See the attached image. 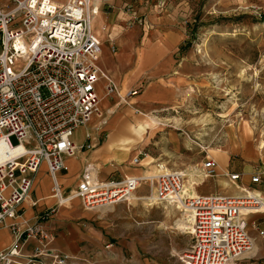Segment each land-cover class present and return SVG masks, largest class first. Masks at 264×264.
Instances as JSON below:
<instances>
[{"label":"built area","instance_id":"built-area-1","mask_svg":"<svg viewBox=\"0 0 264 264\" xmlns=\"http://www.w3.org/2000/svg\"><path fill=\"white\" fill-rule=\"evenodd\" d=\"M98 13L97 0L0 1V228L13 236L9 248L0 250V264H75V258L52 247L54 236L44 223L76 199L90 211L130 203L142 184L149 188L140 197L143 201L175 207L182 214L179 230L191 235V243L179 256L182 264H241L253 259L264 229L261 221L250 217H264V196L241 188L240 172L223 173L238 187L240 194L235 196L185 194L187 172L163 165L156 176L103 181L97 167L88 163L75 187L66 191L59 182L57 174L67 170L65 157L86 148L76 145L75 131L94 117L100 119L98 129L108 122L99 108V79H106L107 94L117 91L99 64L102 43L93 30ZM139 92L128 91L126 99ZM12 137L17 143L11 142ZM132 162L140 164L139 156ZM43 163L53 180L55 204L40 212L34 224L17 221L24 213L23 203L38 204L32 188ZM218 169L219 163L207 156L198 178L202 182L214 178ZM262 182L261 172L251 177L252 184ZM250 227L257 236L251 235ZM30 239L38 245L26 253Z\"/></svg>","mask_w":264,"mask_h":264},{"label":"crops","instance_id":"crops-1","mask_svg":"<svg viewBox=\"0 0 264 264\" xmlns=\"http://www.w3.org/2000/svg\"><path fill=\"white\" fill-rule=\"evenodd\" d=\"M97 2L99 13L94 17L93 30L102 43L99 64L117 88L113 94L116 95V100L104 102V87L107 84L104 77L99 79L97 91L101 100L102 115L109 119L116 115V120L114 124L108 125L107 122L98 129L100 119L94 117L98 118V121L93 130L88 127L89 124L85 125L89 131L85 136L78 137L75 143L79 148L84 145L90 148L79 149L74 156H66L67 170L57 174L66 191L79 183L88 163L97 167L98 178L103 181L121 180L146 173L155 176L158 172L161 173L158 168L160 163L168 165L172 153L160 150L156 155L147 154L141 157L143 153L139 149L147 143L144 141L145 134L156 124L155 117H163L159 115L175 110L182 87H185L188 79L192 81L194 78L197 82L199 76L202 78V72L199 73L198 70L194 74L189 73L187 59L179 53L188 39L185 20L192 12L188 0ZM129 6L132 7L131 10ZM130 90L140 92L128 105L118 106V94ZM123 106L127 107L117 111ZM131 112H137L144 117L136 123H131V118L128 117ZM133 128H143V135L134 134ZM82 129L83 126L77 130ZM107 131V140L101 141L100 136ZM113 139L114 144L109 147ZM168 140L170 146L176 150L180 144L177 134L169 133ZM238 142L242 148L248 143L245 137ZM123 144H127L128 153L119 152ZM137 150L140 164L135 165L132 161ZM215 152L217 158L225 159V155L217 154L218 150ZM148 157L151 159L149 162ZM155 163L158 169L151 171L148 166ZM150 172H154V175L149 174ZM188 172V176L195 175L198 179L197 169ZM249 176V173L242 175L241 180H244V183H240L241 186L251 188L264 196V189L253 187L252 185L260 184H252ZM196 179L193 184L198 183ZM207 180L209 179L196 184L197 186L194 184L196 194H240L239 189L230 181V185H207L206 188L211 192H199L198 189L205 187ZM52 187V177L46 163H43L35 175L32 188V198L37 200L38 204L31 207L27 202L23 203L21 209L24 213L17 221L36 223L37 215L55 204ZM189 189L185 192L191 193L192 191L188 192ZM148 193V186L142 184L136 191V198L130 203L90 211L76 199L69 205L60 207L56 214L44 223L45 229L54 236L52 247L75 258V264H182L179 256L191 243V235L183 233L177 227L182 214L175 207L143 201L140 197ZM257 219L261 221V227L264 229V217ZM12 241L10 230L0 228V250L9 248ZM257 244L256 256L245 264H264V237L258 238ZM36 245L38 241L30 239L26 243L25 252L31 253Z\"/></svg>","mask_w":264,"mask_h":264},{"label":"rangeland","instance_id":"rangeland-1","mask_svg":"<svg viewBox=\"0 0 264 264\" xmlns=\"http://www.w3.org/2000/svg\"><path fill=\"white\" fill-rule=\"evenodd\" d=\"M0 1L8 3V0ZM188 3L192 10L185 20L188 39L179 53L187 59L189 73L198 70L202 72V78L199 76L197 82L194 78L188 79L175 110L159 115L163 117H155L156 124L144 137L147 143L139 149L143 153L141 157L156 155L160 150L170 152V163L160 165L168 170L185 169L186 172L198 169L207 156L214 158L219 163V176L207 180L206 186L198 189L201 193L211 192L207 185H230L223 175L225 171L249 173V179L261 172L263 182L252 186L264 189V0H188ZM125 94L122 93V97ZM103 100L114 102L116 95L107 94L104 87ZM129 116L131 123L144 117L137 112H131ZM115 120L116 115H113L108 125L114 124ZM97 121L98 118H94L88 127L93 130ZM89 128L83 126L82 130H76L74 141L85 136ZM172 132L180 140L176 150L168 140V134ZM108 134L109 131L102 134L101 141L107 140ZM244 137L248 143L242 148L238 141ZM10 140L17 143L15 137ZM123 145L119 152L128 153L127 144ZM215 150L219 151L217 154L225 155V159L217 158ZM155 165L148 167L157 171ZM149 174L154 175V172ZM190 181L185 182L186 189L190 185L188 192H192L188 194L195 195L196 189ZM260 216L251 217L253 220ZM179 223L181 221L177 227L181 228L183 223ZM250 232L252 236L257 235L253 227Z\"/></svg>","mask_w":264,"mask_h":264},{"label":"bare ground","instance_id":"bare-ground-1","mask_svg":"<svg viewBox=\"0 0 264 264\" xmlns=\"http://www.w3.org/2000/svg\"><path fill=\"white\" fill-rule=\"evenodd\" d=\"M99 5V4H98ZM128 93V92H127ZM127 93L125 94V96H123L122 97V94L120 95V94H118V98H119V102H118V106H122V105H128L129 104V102L130 101H128L127 99H126V95H127ZM99 108H100V111H101V100H100V106H99ZM133 130H134V133L136 134V135H138V136H142L143 135V133H144V129L143 128H139V129H137V128H133ZM125 143H127V141L125 142ZM114 144V139H113V142L112 143H110L109 144V147H112V145ZM198 170V169H197ZM226 172V171H225ZM189 172L187 171V174H188ZM199 173V172H198ZM156 176V175H155ZM191 177V181H190V183L192 184V186H194V184H193V181L196 179L195 178V175L194 176H190ZM188 179H189V176L187 175V179H186V181L188 182ZM196 181L198 182V183H202V180H201V178H198V179H196ZM198 183H196V184H198ZM195 184V185H196ZM241 188H245V186H241ZM237 189H238V187H237ZM247 190H249V189H247ZM185 194H188V193H186L185 192ZM189 195V194H188Z\"/></svg>","mask_w":264,"mask_h":264}]
</instances>
